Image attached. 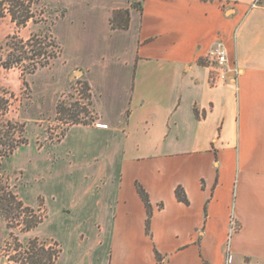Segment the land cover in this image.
<instances>
[{"label":"crops","instance_id":"crops-1","mask_svg":"<svg viewBox=\"0 0 264 264\" xmlns=\"http://www.w3.org/2000/svg\"><path fill=\"white\" fill-rule=\"evenodd\" d=\"M59 4L57 22L83 43L72 66L106 125L66 135L72 152L106 159L77 173L100 182L96 195L81 194L96 229L90 244L109 249L108 264H225L228 251L230 264H264V0ZM127 7L128 28H111L112 11ZM217 41L226 80L211 87L203 56ZM137 182L152 205L150 235Z\"/></svg>","mask_w":264,"mask_h":264},{"label":"rangeland","instance_id":"rangeland-1","mask_svg":"<svg viewBox=\"0 0 264 264\" xmlns=\"http://www.w3.org/2000/svg\"><path fill=\"white\" fill-rule=\"evenodd\" d=\"M39 7L47 22H31L19 31V35L27 38L32 31L47 29L49 21L54 20L55 25L50 27V31L62 51L49 65L30 74L23 75L18 68L0 66V135L8 129L11 139L24 140L11 155L0 158V181L7 182L18 197L32 207H36L39 197H42L47 218L32 230L21 231L19 227L8 228L0 213V264H17L8 261L3 253L10 231L23 243L34 236L58 241L62 251L56 264H103V258L108 264L109 249L99 250L97 242L92 245L89 242L93 234L96 235V229L81 198L82 193L85 196L96 195L100 182L98 177L92 181L88 174H85V179L77 176L82 162L99 164L106 159L96 154L82 157L70 148L72 136L66 141V135L73 126H98L97 110L95 108L97 118L92 123L73 124L65 130V124L57 119L56 114L60 99L72 102L79 98L83 101L77 84L78 79H84L81 68L72 66L74 61L82 59L83 43L81 36L69 33L72 26L68 22H57L65 13V7L59 4V0H41ZM73 28L79 30L81 27L75 25ZM15 30L8 16H0V43ZM6 148L0 146V153ZM77 163L80 165L75 169Z\"/></svg>","mask_w":264,"mask_h":264},{"label":"trees","instance_id":"trees-1","mask_svg":"<svg viewBox=\"0 0 264 264\" xmlns=\"http://www.w3.org/2000/svg\"><path fill=\"white\" fill-rule=\"evenodd\" d=\"M40 4L41 0H0V16H8L16 27V30L8 34L0 43L1 67L18 68L21 74H30L49 65L52 59L60 55L61 46L50 31L54 20L49 21L47 29L32 31L27 38L19 35V31L31 22L34 24L47 22L43 10L39 7ZM130 7L141 9V2L133 1ZM130 7L112 11L109 18L111 28H128ZM63 13L60 16H63ZM77 84L80 85L78 90L83 101L78 98L67 102L63 98L56 105L57 119L65 124L63 130L73 124H90L97 118L89 82L78 79ZM73 89L77 90L76 87ZM10 136L8 129L0 135V146H7L5 151L0 153V158L11 155L14 148L24 143V140L14 141ZM136 188L146 208L145 231L150 235L152 205L145 188L138 182ZM175 195L179 201L186 204L189 202L182 185L176 186ZM0 213L8 228L19 227L21 231H30L47 218L42 197H39L37 206L32 207L25 204L7 182L2 181H0ZM61 251L60 243L52 238L34 236L23 243L12 231L9 232L3 247L6 259L17 264H56ZM154 252L160 262L161 254L157 250Z\"/></svg>","mask_w":264,"mask_h":264},{"label":"built area","instance_id":"built-area-1","mask_svg":"<svg viewBox=\"0 0 264 264\" xmlns=\"http://www.w3.org/2000/svg\"><path fill=\"white\" fill-rule=\"evenodd\" d=\"M204 61L210 66L209 84L211 87H216L222 84L226 80L227 70V49L223 42H215L204 54ZM98 126L105 127V124H99ZM235 220L231 219V232L234 230ZM232 256L227 252L225 264H230Z\"/></svg>","mask_w":264,"mask_h":264}]
</instances>
